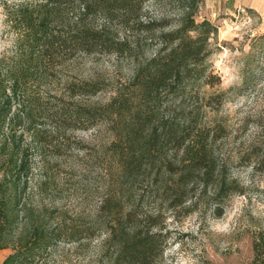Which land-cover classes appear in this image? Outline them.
I'll use <instances>...</instances> for the list:
<instances>
[{
	"label": "rangeland",
	"instance_id": "374dc122",
	"mask_svg": "<svg viewBox=\"0 0 264 264\" xmlns=\"http://www.w3.org/2000/svg\"><path fill=\"white\" fill-rule=\"evenodd\" d=\"M40 4L41 0H0V58L16 51L23 9L36 18ZM66 14L74 23L77 10ZM181 14L178 0L150 1L144 10L146 20L167 18L174 24ZM205 19L218 28L209 64L221 84L212 88L191 82L185 91L162 96L151 127L135 142L129 134L136 128V73L155 48L145 38L142 49L130 57L74 54L40 87L44 94L104 112L94 127L68 131L71 148L61 156L40 152L29 133L22 141L29 149L31 172L20 196L14 239L29 222L43 225L47 233L63 219L82 221L96 230L80 245L54 244L41 264H114L115 252L120 264L121 246L137 232L160 240L161 253L154 264H253L255 237L264 233V57L259 70L245 72V67L264 27L254 11L236 6L234 0H200L196 21ZM86 24L107 28L114 37L132 38L101 15ZM244 76L252 80L247 90L242 89ZM85 83L101 90L83 95L69 89ZM218 94H223L220 105L205 106L208 96ZM188 125L212 133L219 175L214 183L195 177L178 186L183 153L165 134L181 133ZM155 131L159 138L154 143ZM10 254L11 248L1 250L0 264Z\"/></svg>",
	"mask_w": 264,
	"mask_h": 264
},
{
	"label": "trees",
	"instance_id": "16d2710c",
	"mask_svg": "<svg viewBox=\"0 0 264 264\" xmlns=\"http://www.w3.org/2000/svg\"><path fill=\"white\" fill-rule=\"evenodd\" d=\"M150 1L154 0H41L36 18L31 10L23 9L16 51L8 58H0V251L12 249L2 264H41L54 244L80 245L96 233L95 226L63 219L50 233L43 225L29 222L17 238L13 237L19 225L20 196L29 185L31 172L29 149L22 144L25 135L31 134L40 152L49 150L61 156L71 148L68 131L94 127L104 115L103 109L76 105L64 97L40 91L49 78L57 75L56 68L65 60L78 53L130 57L142 49L143 38L155 47L136 73V128L129 134L134 142L151 127L155 107L162 96L185 91L191 82L212 88L221 84L209 64L214 54L211 40L218 35V28L206 19L196 21L200 0H178L182 14L175 24L167 18L146 20L145 5ZM70 9L77 10L74 23L66 18ZM97 15L107 23L116 22L131 34V40L114 37L107 28H89L86 20ZM263 57L264 34L254 40L246 56L245 72L259 70ZM251 83L244 76L242 89H249ZM69 89L83 95H94L101 90L97 84L90 83ZM221 96H208L205 106L220 105ZM165 135L183 153L184 166L177 182L180 188L195 177L207 183L218 180L209 129L188 125L181 133L175 130ZM158 138L157 132H153L151 141ZM112 239L116 246L114 236ZM160 247L161 242L155 236L137 232L121 246L117 260L120 264H154L161 253ZM253 250V264H264V233L256 235Z\"/></svg>",
	"mask_w": 264,
	"mask_h": 264
},
{
	"label": "crops",
	"instance_id": "0c3cea01",
	"mask_svg": "<svg viewBox=\"0 0 264 264\" xmlns=\"http://www.w3.org/2000/svg\"><path fill=\"white\" fill-rule=\"evenodd\" d=\"M236 6L246 7L254 11L261 19L264 27V0H234Z\"/></svg>",
	"mask_w": 264,
	"mask_h": 264
}]
</instances>
